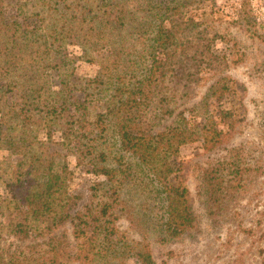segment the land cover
Returning a JSON list of instances; mask_svg holds the SVG:
<instances>
[{
  "label": "trees",
  "instance_id": "16d2710c",
  "mask_svg": "<svg viewBox=\"0 0 264 264\" xmlns=\"http://www.w3.org/2000/svg\"><path fill=\"white\" fill-rule=\"evenodd\" d=\"M12 1L0 0V153L31 156V162L12 185L20 209L9 233L24 240L35 228L48 237L49 250L38 264H126L129 255L156 264L155 244L200 227L190 190L175 176V159L185 146L201 143L211 151L229 140L237 123L233 110L220 112L225 131L209 101L245 91L219 77L199 105L183 108L215 59V38L185 14L200 0H89L80 14L66 0H40L58 17L34 24L20 19L22 6L9 14ZM253 15L250 0H238L236 24L255 37ZM73 45L98 67L94 78L77 80L68 49ZM43 132L49 139L60 132L59 145L78 166L106 179L73 215L71 173L54 172L53 154L31 152ZM250 170L244 148L229 150L205 170L210 215L244 186ZM123 219L138 239L121 234L117 223ZM67 223L72 243L66 235L52 237ZM0 264L29 259L14 254L8 260L0 248Z\"/></svg>",
  "mask_w": 264,
  "mask_h": 264
},
{
  "label": "rangeland",
  "instance_id": "374dc122",
  "mask_svg": "<svg viewBox=\"0 0 264 264\" xmlns=\"http://www.w3.org/2000/svg\"><path fill=\"white\" fill-rule=\"evenodd\" d=\"M47 1L55 3L58 0ZM66 1L72 13L80 14L89 0ZM237 3L238 0H200L199 5L185 10L187 18L199 21L202 24L200 28L206 29L210 37L215 38L212 47L215 59L210 68L201 71L196 96L183 108L191 109L199 105L210 84L219 77L232 78L243 85L245 91L239 92L238 96L209 101L210 114L221 123V129L225 131L227 125L221 120L220 112L223 108L233 110L232 119L237 120V123L229 140L211 151L204 150L201 143L185 146L175 159L178 167L175 176L190 190L200 227L163 246L155 244L153 253L156 264H264V0H250L254 11L250 29L251 32L257 31L255 37L246 32L247 28L236 24ZM19 6H22L23 14L20 19L23 22L28 20L34 24L39 19H46L49 23L58 17L40 0H13L9 14L16 15V7ZM68 49L75 63L77 80L94 78L98 71L96 64L85 60L84 53L78 46L73 45ZM90 111L95 115L97 111L94 105ZM38 141L31 148L33 154H53L54 172L71 173L70 193L77 197L73 208L71 207L73 210L70 213L73 215L90 203L93 188L106 179L78 166L76 158L59 145L60 132L53 133L51 139L43 132ZM235 148L245 149L251 170L246 173L244 186L227 199L221 211L210 215L204 172ZM0 159L1 254L8 260L11 255L16 254L27 257L29 264H38L49 250L48 237L34 228L21 240L9 233L8 227L10 220H17V208L20 209L17 199L11 193L12 185H15L16 176L21 171H26L31 156L15 155L2 150ZM259 167L261 168L257 174ZM14 193H19V189H14ZM117 225L121 234L138 239L126 220H120ZM71 231L72 226L67 223L52 237L61 238L66 235L67 242L72 243ZM123 258L126 264H140L130 255ZM65 264L79 263L68 260Z\"/></svg>",
  "mask_w": 264,
  "mask_h": 264
}]
</instances>
